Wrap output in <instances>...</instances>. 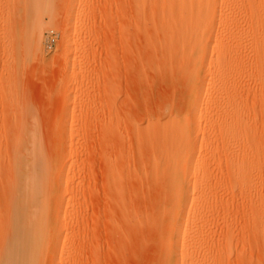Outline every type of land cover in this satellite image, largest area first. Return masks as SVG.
<instances>
[{
    "label": "rangeland",
    "instance_id": "obj_1",
    "mask_svg": "<svg viewBox=\"0 0 264 264\" xmlns=\"http://www.w3.org/2000/svg\"><path fill=\"white\" fill-rule=\"evenodd\" d=\"M182 1L194 15L204 11L206 0ZM161 3L47 0L32 12L31 0H0V240L13 196L8 192L13 184L12 136L29 130L50 165V189L59 191L51 201L63 202L58 220L50 223L51 228L59 224L57 231L48 238L56 260L46 264H168L164 252L169 250L175 264H189L185 251L176 248L179 237L165 241L174 197L164 175L175 161H164L170 144L164 142L172 139L174 123L185 119L191 89L181 67L188 59L168 34ZM224 3L229 8L222 12ZM253 12L264 19V0H216L213 21L186 31L191 38L202 36L212 63L221 48L241 52L242 58L255 43L258 29L247 25ZM36 26L42 32L39 49L33 37ZM215 37L219 40L213 50ZM245 55L246 74L252 76L251 55ZM209 71L202 75L207 78ZM252 77L243 78L245 85L238 82L242 90L237 87V93L264 142L263 101ZM204 86L210 87L207 80ZM210 111L191 128L197 145L188 166L205 170L209 186L206 202L190 219L197 225L191 235L197 242L195 264H264V159L244 165L246 172L237 179L220 136L209 139L204 123ZM202 140L209 143L200 148ZM230 153L242 158L238 150ZM57 166L59 179H53ZM185 209L194 207L187 203Z\"/></svg>",
    "mask_w": 264,
    "mask_h": 264
},
{
    "label": "bare ground",
    "instance_id": "obj_2",
    "mask_svg": "<svg viewBox=\"0 0 264 264\" xmlns=\"http://www.w3.org/2000/svg\"><path fill=\"white\" fill-rule=\"evenodd\" d=\"M31 1L32 5H30V7L33 6V8L31 7V9H33L32 12L35 11V4L47 2V0ZM249 2L247 3L249 4ZM142 3L143 2H141V4ZM161 4L163 9H161L163 13L160 11L162 13V20L164 21V24H166L165 27L169 36L174 40L173 42L177 44L172 45L179 46L182 50L180 53H182L183 56L185 55L188 59L186 65L181 63L183 65L181 67L184 71L182 73L184 74V78L186 75L189 78L188 81L185 80V82L187 81L189 83L186 85L191 89L189 90L190 95L188 94L189 96L186 99L188 102L186 105L188 112L185 119L181 123L179 122L180 124L177 123L178 125L174 123L170 128L172 139L164 142L165 144L170 143L169 147H166V149H168L164 150V161L169 163L175 161V166L173 162L174 168L170 169L168 175L164 173V176L167 177L170 188H172L171 195L174 197L171 209L168 210L170 215L168 216L173 220L172 227H170L171 229L167 232L165 241L174 242V240L179 237L180 241L175 243L176 248L185 251L184 258L187 262L189 261V264H195L196 256H194V254L196 253H193L192 251H194L193 248L196 246L197 242L191 235L197 228V225L191 222L190 219H192L191 217L198 212L197 210L199 206L205 201L203 198L206 194L208 181L206 180L205 170H197L195 167L191 169V167L189 168L188 166L190 162L189 153L197 145L195 140L193 141V138L191 137V128L197 118L205 117L208 111L213 109V113L210 111L211 114H209V119L206 124L204 123L205 128L210 131L209 139H214L216 136L218 138V136H220L219 138L223 141L222 152H225L224 155L230 158V168H233L232 170L235 176H237V179L242 178L241 174H243V171L246 172L245 168H243L244 165L254 166L263 161L264 142H261L262 139L259 140L256 136V132L258 131L257 127L259 125L257 126L256 121L254 119H252V121L250 116H248L249 113L247 112L248 109L245 105L246 102L241 95L242 93L238 94L237 87L240 86H238V82L240 84L243 83V78H249L251 76L250 73L246 74L247 69H249V67L247 68V64H249L248 61H251L250 64L252 66H250V68H252V71L250 72H252L253 76L251 77L254 80V87H257L255 89H258L257 93L261 95V100L263 101H260L262 102V107L259 110L263 126L262 128H259L261 129L260 132L262 131V134L264 135V19L261 15L254 14L255 12H253L254 16H249L250 19L247 22V25H250V28L255 27V29L258 30L253 29V31H256V34H254L253 37L255 38L256 36V38L254 39V46L250 45L252 48L251 50L249 49L251 54L248 50L247 52H244L245 54L248 53V55H251L249 56L250 60H247V64H245V59L249 58H246L245 54V57H243L244 55L242 54L243 56L241 58V52H238L235 55V53L228 48L216 50L219 37L218 40L217 37H215L213 50L215 49L217 51V55L215 61L212 63L213 56L211 58L209 55L207 44L200 41L202 36L197 37L196 35H192V38L188 37L186 28L193 26L200 27L202 24L211 23L216 14V0H206L204 11L195 15L192 13V9H188L186 3L182 0H165ZM248 4H246V6ZM228 8L229 5L227 3L221 5L222 12L226 11ZM149 9L151 8L149 7ZM252 11L253 10L250 12ZM142 13L144 16L145 13L143 11ZM225 23L228 24V20H226ZM226 26H224V30ZM41 33L40 27L36 26L33 32V37L35 39V48L37 49L40 48ZM205 42H207V39ZM238 44L240 46L239 42ZM230 47L232 48V46ZM206 68L210 70L207 78L202 75ZM250 78L248 81L251 80ZM240 79L242 81H239ZM206 80L210 85L209 88L204 86ZM252 104L254 105L253 102ZM220 107L223 109L218 111ZM220 122L222 125H220L219 128H215V125H217V123L219 125ZM198 127L199 132L201 129L200 124ZM206 129H204V131ZM16 132H14L16 133V136L13 137L14 133L12 136V140L15 142V147L13 148L12 153L9 151L11 153L10 155H12L10 165L12 167L13 184H11L12 186L10 185L8 192L10 190L9 195L13 194V196H10L11 198L9 199L11 201L9 206L10 212L8 211L9 216H7V231L2 235L3 237L1 236L2 239L0 240V264H46L49 259L53 261L56 260V258L54 259L52 245L48 238L52 232L54 234L57 231L59 224H57L55 228H51L50 223L58 220L63 202L62 198L56 199V197L54 198L56 200L51 201V196L53 194H58L59 191L55 192L53 189H50L48 180L49 163L47 162V165L46 160H44L42 154L43 150L41 151V145L39 146V143L36 141L33 131L27 130ZM208 140H202L200 148L209 143L207 142ZM234 149L241 152V159H239L240 156L237 158L230 157V152ZM234 156H236V154ZM156 165L160 166L159 162H157ZM176 166L177 168H175ZM59 168L60 166H57L53 169V179H59ZM233 172L231 174H233ZM189 178L192 179V185L190 184ZM195 194L201 198H196ZM187 203L194 207L192 211H187L185 209V204ZM263 232L264 231H262V233ZM173 253L174 251L172 250H169L167 253L164 252V260H167L168 264H175Z\"/></svg>",
    "mask_w": 264,
    "mask_h": 264
},
{
    "label": "built area",
    "instance_id": "obj_3",
    "mask_svg": "<svg viewBox=\"0 0 264 264\" xmlns=\"http://www.w3.org/2000/svg\"><path fill=\"white\" fill-rule=\"evenodd\" d=\"M52 38H53V37H52ZM52 38L48 41L49 46H51L50 43L53 42V39H52Z\"/></svg>",
    "mask_w": 264,
    "mask_h": 264
}]
</instances>
